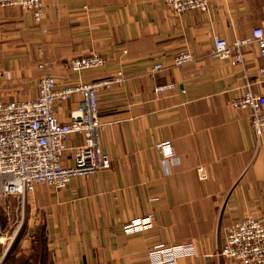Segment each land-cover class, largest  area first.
<instances>
[{
  "label": "crops",
  "instance_id": "1",
  "mask_svg": "<svg viewBox=\"0 0 264 264\" xmlns=\"http://www.w3.org/2000/svg\"><path fill=\"white\" fill-rule=\"evenodd\" d=\"M42 3L40 26L29 10L0 8L1 101L35 97L43 71L58 85L96 82L118 71L123 78L97 89L107 169L73 177L61 189L37 185L22 199L0 193L1 211L14 221L7 246L15 259L149 264L148 250L164 243L192 247L177 264H240L216 252L232 222L264 216V134L257 145L250 111L230 103L244 75L264 94L258 73L264 56L253 42L241 48L242 66L210 52L214 34L232 43L264 28V0H213L205 12L184 13L167 10L163 0ZM182 50L193 60L174 66ZM90 51L105 58L103 67L72 72L70 60ZM155 63L163 68L151 75ZM167 82L175 84L170 91H155ZM77 101L75 95L55 104L60 122L68 121ZM162 140L171 143L168 159L155 147ZM82 142L73 135L67 145ZM63 162L70 163L67 155ZM197 165L205 166L206 180L198 178ZM148 213L154 216L150 229L124 233L126 221Z\"/></svg>",
  "mask_w": 264,
  "mask_h": 264
},
{
  "label": "built area",
  "instance_id": "2",
  "mask_svg": "<svg viewBox=\"0 0 264 264\" xmlns=\"http://www.w3.org/2000/svg\"><path fill=\"white\" fill-rule=\"evenodd\" d=\"M213 0H163L165 8L173 13L189 10H208ZM16 5L32 12L36 26L42 24V0H0V8ZM255 43L258 52L264 56V28L255 27L250 37L236 39L228 43L226 39L214 34L211 56L228 61L231 65H243L242 46ZM173 65L180 66L193 60L186 50L173 56ZM105 58L96 51L72 58L69 67L72 72L81 73L98 69L105 64ZM44 68V63L39 64ZM163 68L155 63L151 75ZM264 75V68L258 69ZM245 74V73H244ZM241 92L231 99V106L250 111V125L255 133L257 145L264 134V94L254 92L246 75ZM118 71L111 78L96 82L74 81L58 85L54 75L43 71L38 79L37 94L23 100H0V193L19 195L22 199L34 191L35 186H50L61 189L73 177L91 175L110 166V158L101 149L98 131L103 126L99 117V86L108 87L114 81L122 80ZM173 82L159 84L155 91L163 93L174 87ZM77 95L76 107L68 116V121L60 122L55 113V104L69 100ZM73 135H81L83 142L68 146L67 141ZM256 145V146H257ZM165 159L172 157V147L168 140L155 144ZM67 155L70 163H64ZM200 180H206L208 173L203 165L196 166ZM153 213H148L126 221L122 227L126 235H133L150 229L153 225ZM3 242H0L2 244ZM192 254V247L186 244L167 245L157 243L147 253L149 264H177L183 255ZM217 255L237 261L240 264H264V216L245 217L232 222L226 228L222 245ZM5 251L0 253L3 264Z\"/></svg>",
  "mask_w": 264,
  "mask_h": 264
},
{
  "label": "rangeland",
  "instance_id": "3",
  "mask_svg": "<svg viewBox=\"0 0 264 264\" xmlns=\"http://www.w3.org/2000/svg\"><path fill=\"white\" fill-rule=\"evenodd\" d=\"M0 203H1V199H0ZM13 224H14V221H10V218L8 217L6 212L3 213L1 211V214H0V240H3V243L0 244V253L2 251H4L5 249H6L5 250L6 252L8 250L7 254L5 252L6 255H4V259H3L2 263L3 264H24L23 259L20 258L21 256L16 257V259H15L14 251L12 250V252H11V250L8 248L9 246H7L8 241H9V238L7 239V236H8V234L11 233L13 226H14ZM6 256H8L7 260H6V258H7ZM5 260H6V262H5Z\"/></svg>",
  "mask_w": 264,
  "mask_h": 264
},
{
  "label": "trees",
  "instance_id": "4",
  "mask_svg": "<svg viewBox=\"0 0 264 264\" xmlns=\"http://www.w3.org/2000/svg\"><path fill=\"white\" fill-rule=\"evenodd\" d=\"M0 214H1V209H0ZM39 233H42L41 231H39ZM38 240H39V243H40V247H41V241H42V237L41 236H39V238H38Z\"/></svg>",
  "mask_w": 264,
  "mask_h": 264
},
{
  "label": "bare ground",
  "instance_id": "5",
  "mask_svg": "<svg viewBox=\"0 0 264 264\" xmlns=\"http://www.w3.org/2000/svg\"><path fill=\"white\" fill-rule=\"evenodd\" d=\"M0 242H2V241H0Z\"/></svg>",
  "mask_w": 264,
  "mask_h": 264
}]
</instances>
